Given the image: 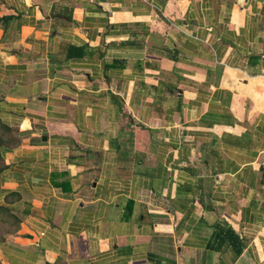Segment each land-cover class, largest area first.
I'll list each match as a JSON object with an SVG mask.
<instances>
[{"label": "crops", "instance_id": "0c3cea01", "mask_svg": "<svg viewBox=\"0 0 264 264\" xmlns=\"http://www.w3.org/2000/svg\"><path fill=\"white\" fill-rule=\"evenodd\" d=\"M1 264H264V0H0Z\"/></svg>", "mask_w": 264, "mask_h": 264}, {"label": "trees", "instance_id": "16d2710c", "mask_svg": "<svg viewBox=\"0 0 264 264\" xmlns=\"http://www.w3.org/2000/svg\"><path fill=\"white\" fill-rule=\"evenodd\" d=\"M6 20V17H0V24L3 26L7 22ZM17 144L18 139L14 129L0 118V172L4 169V153ZM17 200L18 194L10 191L5 195V203L0 204V243L7 235L13 234L19 229L21 219L13 206Z\"/></svg>", "mask_w": 264, "mask_h": 264}]
</instances>
